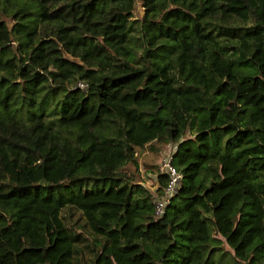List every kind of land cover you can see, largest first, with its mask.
I'll list each match as a JSON object with an SVG mask.
<instances>
[{
    "label": "trees",
    "instance_id": "obj_1",
    "mask_svg": "<svg viewBox=\"0 0 264 264\" xmlns=\"http://www.w3.org/2000/svg\"><path fill=\"white\" fill-rule=\"evenodd\" d=\"M168 142L157 217L168 176L128 166ZM242 261L264 264V0H0V264Z\"/></svg>",
    "mask_w": 264,
    "mask_h": 264
},
{
    "label": "rangeland",
    "instance_id": "obj_2",
    "mask_svg": "<svg viewBox=\"0 0 264 264\" xmlns=\"http://www.w3.org/2000/svg\"><path fill=\"white\" fill-rule=\"evenodd\" d=\"M176 143H163L160 146L157 145H147L140 148L139 153V163L137 166L130 165L128 166L132 170L139 169V173L144 184L154 191L158 185L157 174L160 171V160L167 153H169ZM163 157V158H164ZM221 240L218 245H222L223 248L229 249V251L234 252L230 245L226 242L225 238L221 235L218 236ZM242 264H247L245 261L241 262Z\"/></svg>",
    "mask_w": 264,
    "mask_h": 264
},
{
    "label": "built area",
    "instance_id": "obj_3",
    "mask_svg": "<svg viewBox=\"0 0 264 264\" xmlns=\"http://www.w3.org/2000/svg\"><path fill=\"white\" fill-rule=\"evenodd\" d=\"M85 86V83H80ZM174 147L166 156L160 160V171L168 176L167 184L165 185L164 194L155 198V214L157 217H162L170 203L173 195L179 190L183 184V173L178 169L173 161Z\"/></svg>",
    "mask_w": 264,
    "mask_h": 264
}]
</instances>
